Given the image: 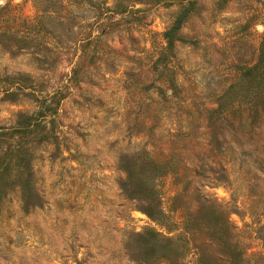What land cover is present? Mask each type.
<instances>
[{
	"label": "rangeland",
	"instance_id": "374dc122",
	"mask_svg": "<svg viewBox=\"0 0 264 264\" xmlns=\"http://www.w3.org/2000/svg\"><path fill=\"white\" fill-rule=\"evenodd\" d=\"M177 8L0 0V157L18 149V113L35 110L30 94H5L9 82L62 93L59 148L26 146L38 204H24L19 181L0 197V264H210L223 257L210 236L219 228L240 264H264V120H222L219 147L207 127L236 65L256 60L264 0H196L181 28L195 41L176 42L169 60L182 96L166 102L155 89L165 75L152 64ZM148 155L169 168L151 175L159 220L132 185ZM208 199L227 208L216 226ZM150 230L173 247L152 242Z\"/></svg>",
	"mask_w": 264,
	"mask_h": 264
},
{
	"label": "trees",
	"instance_id": "16d2710c",
	"mask_svg": "<svg viewBox=\"0 0 264 264\" xmlns=\"http://www.w3.org/2000/svg\"><path fill=\"white\" fill-rule=\"evenodd\" d=\"M156 3L170 5L176 3L177 11L168 27L162 32L163 44L159 47V53L152 65L156 71H160L165 75V79L158 83L155 88L162 99L169 102L171 99H179L182 96V89L176 82L175 72L171 68L169 60L174 55V45L176 42L194 43V39L187 38L181 33L183 24L195 12L196 0H150ZM227 3V0H219L220 5ZM238 76L231 82L226 89L216 99V107L209 110L208 129L211 130L209 137L211 141L220 146L219 127L222 120L232 122L237 119L242 123L245 117L252 120H264V35L260 41L256 60L252 64L236 65ZM8 88H5V94L14 95L16 92L30 94L35 103V110L31 112H19L18 118L11 127L12 133H15L12 139L18 149L5 153L0 157V197L7 186L13 184V181H19V187L22 189L23 202L27 206H36L38 204V195L35 193L32 184V169L33 163L28 153L26 146L34 144L35 146L53 145L59 148V137L57 133H61L56 123V114L60 104L61 91L42 92L40 87L42 84H37L29 78L23 80L9 82ZM12 83V84H11ZM150 85H154L150 83ZM11 88H13L11 90ZM149 88V85L148 87ZM168 90L170 95L167 96ZM1 135V134H0ZM28 141H31L28 143ZM14 152L15 157L9 165V156ZM146 165L142 166L137 172L135 180H132V185L135 187V193H141V198L145 204V213L153 220L161 217L158 215L161 211L157 209L155 191L151 187L152 173L159 175L165 174L169 168L167 163L156 161L148 155ZM145 171V172H144ZM147 171V172H146ZM138 189V191H136ZM203 206L210 207L213 218L210 220L213 226H216L218 215L221 212H226L227 208L217 202L216 199H208L203 202ZM223 215V214H222ZM159 220V219H158ZM187 220V216H185ZM196 221V220H195ZM190 225L192 222H188ZM187 223V224H188ZM228 228L231 227L227 221ZM147 235L152 242H164L165 245H170L172 238L162 236L158 232L148 231ZM210 236L215 238L223 248V257L220 260H215L210 264H240L237 259L241 255V250L236 244H232V239H228L222 231V228L214 229ZM173 247V244L170 245ZM169 246V248H170ZM167 250H170V249ZM167 256L166 252H163ZM177 253V251H176ZM181 255V254H180ZM179 256V254H178ZM181 257V256H180Z\"/></svg>",
	"mask_w": 264,
	"mask_h": 264
}]
</instances>
